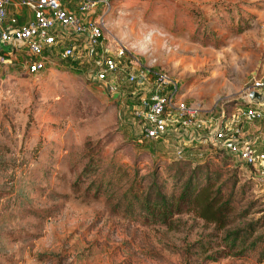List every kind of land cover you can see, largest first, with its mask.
Segmentation results:
<instances>
[{
  "label": "rangeland",
  "instance_id": "rangeland-1",
  "mask_svg": "<svg viewBox=\"0 0 264 264\" xmlns=\"http://www.w3.org/2000/svg\"><path fill=\"white\" fill-rule=\"evenodd\" d=\"M109 5L104 41L124 45L169 74L189 103L233 109L248 83L263 73L264 0H109ZM89 66L72 70L63 60L36 74L17 62L0 66V264H264L247 252L223 256L222 230L191 212L176 215L169 229L123 215L107 194L88 188L91 178L79 176L88 161L105 170L110 166L111 175L121 179L144 176L143 184L155 169L167 193L174 169V141L151 142L157 149L152 153L144 148L129 108L135 102L128 98L131 87L119 80L117 93L108 94L88 78ZM257 126L264 136V122L246 130ZM201 147L195 150L199 155L212 151ZM226 154L201 163L220 170V181L230 177L226 182H234L236 192L250 185L242 201L236 196V210L254 199L246 220L264 215V181ZM108 177L97 185L108 184ZM214 253L216 260L206 258Z\"/></svg>",
  "mask_w": 264,
  "mask_h": 264
},
{
  "label": "built area",
  "instance_id": "built-area-1",
  "mask_svg": "<svg viewBox=\"0 0 264 264\" xmlns=\"http://www.w3.org/2000/svg\"><path fill=\"white\" fill-rule=\"evenodd\" d=\"M20 8L30 15L23 23L15 16ZM109 8V0H0V66L17 62L36 74L66 59L89 64L88 78L108 94L117 93L119 80L131 87L128 95L135 102L129 108L142 139L174 141L175 155L190 145L224 150L264 181V136L258 126L250 132L244 127L264 122V69L233 109L226 104L204 109L187 102L169 74L148 66L124 45L104 41L103 16ZM249 91L263 93L262 100H249Z\"/></svg>",
  "mask_w": 264,
  "mask_h": 264
},
{
  "label": "trees",
  "instance_id": "trees-1",
  "mask_svg": "<svg viewBox=\"0 0 264 264\" xmlns=\"http://www.w3.org/2000/svg\"><path fill=\"white\" fill-rule=\"evenodd\" d=\"M66 63L72 70H80L75 60L66 59ZM128 98L131 99L129 95ZM145 142L147 143L144 148L149 153L156 152L155 145H151L154 141L145 140ZM195 150V146L190 145L184 147L181 155L171 153L170 159L174 162V169L170 184L173 190L169 193L163 189V180L158 182L160 177L157 176L155 169L151 171L147 183L143 184L140 180L144 181V176L137 179L136 173H132L131 177L121 179L111 175L110 166L105 170L101 165L88 161L81 169L79 176L91 178L88 188L94 185L96 193L107 194L108 198L114 202L112 208L125 216H136L144 222L162 224L171 229L175 226L176 215L191 212L206 223L212 224L214 230H222L218 245L225 247L223 256L226 253L229 254L228 252H232L231 254L235 256L247 252L255 254L258 262L263 261L264 215L255 219H245L254 199L243 203L240 209L236 210V203L239 202L236 196L241 194L240 200H243L242 193L249 191L247 190L250 187L249 182L246 183L249 186L241 185L238 188L240 191H234L236 189L233 187L234 182L231 184L226 182L230 177L220 181L222 175L220 170L209 171L201 163L225 151L212 148V151L199 155ZM226 156L229 159L232 158L228 154ZM237 163L241 164L239 161ZM189 164L195 165L185 174L186 166ZM103 175H109L107 182L110 187L107 183L103 187L101 183L97 185L98 179L103 178ZM230 175L235 180V174L231 172ZM236 220H238L237 225H232ZM229 225L232 227H228ZM215 253L207 255L206 258L210 261L216 260Z\"/></svg>",
  "mask_w": 264,
  "mask_h": 264
},
{
  "label": "crops",
  "instance_id": "crops-1",
  "mask_svg": "<svg viewBox=\"0 0 264 264\" xmlns=\"http://www.w3.org/2000/svg\"><path fill=\"white\" fill-rule=\"evenodd\" d=\"M7 10L9 13H12L14 11L11 7H7ZM15 16L17 17L19 23H23L26 21V19L29 18L30 15L25 8H20L19 11L17 10L15 12Z\"/></svg>",
  "mask_w": 264,
  "mask_h": 264
},
{
  "label": "water",
  "instance_id": "water-1",
  "mask_svg": "<svg viewBox=\"0 0 264 264\" xmlns=\"http://www.w3.org/2000/svg\"><path fill=\"white\" fill-rule=\"evenodd\" d=\"M3 49H4V46H3L1 38H0V50H3ZM247 97L249 100L254 101V102L261 101L262 97H263V93H257L255 91H249L247 94Z\"/></svg>",
  "mask_w": 264,
  "mask_h": 264
}]
</instances>
